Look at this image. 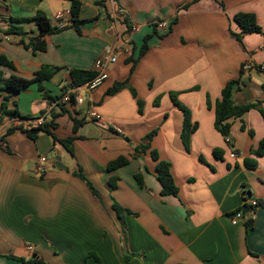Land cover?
Segmentation results:
<instances>
[{
  "label": "crops",
  "instance_id": "obj_1",
  "mask_svg": "<svg viewBox=\"0 0 264 264\" xmlns=\"http://www.w3.org/2000/svg\"><path fill=\"white\" fill-rule=\"evenodd\" d=\"M78 1L79 32L67 0H0V56L14 67L0 66L1 78L30 80L42 66L53 69L43 91L35 83L0 91V264L34 255L47 264H264V155L253 154L264 140V71L257 69L264 64V0ZM238 13L253 14L261 32L240 34ZM37 15L65 27L41 36L33 21L11 23ZM124 19L138 30L127 32ZM158 22L170 32L160 38L167 27L156 28L131 72L127 59L137 58ZM11 25L23 35L6 34ZM31 39L45 50L33 52ZM116 43L128 52L117 53L107 78L82 93V106L55 100L67 90L70 70L95 72V60ZM124 80L135 96L127 88L106 94ZM230 80L238 81L233 104L258 107L228 119L224 137L214 126V105ZM177 104L189 113L187 148ZM47 110L55 139L46 132L29 138L20 127H34L32 119ZM73 117L83 119L75 132ZM9 128L15 130L6 134ZM149 134L150 148L134 156ZM66 138H73L72 155L58 142ZM151 150L170 164L176 195H161ZM121 156L128 163L108 171ZM40 157L47 158L41 175ZM251 160L254 168L246 165ZM80 171L97 194L76 176ZM250 200L258 206L247 230L231 216ZM113 203L128 212L117 218Z\"/></svg>",
  "mask_w": 264,
  "mask_h": 264
},
{
  "label": "trees",
  "instance_id": "obj_2",
  "mask_svg": "<svg viewBox=\"0 0 264 264\" xmlns=\"http://www.w3.org/2000/svg\"><path fill=\"white\" fill-rule=\"evenodd\" d=\"M70 3V12L71 15L73 16V26L77 32H79V29L77 27V24L79 21L76 19L78 16L79 8H80V2L78 0H67ZM196 0H193L195 2ZM189 4L185 5L184 7L187 8ZM234 22L239 26L241 29L240 34H252V33H260L261 29L258 26L255 16L251 13H238L233 17ZM35 22L36 25L39 28L41 36L51 34L53 32L59 31L60 29L64 28H57V27H52L48 20L43 16V15H37L35 18L31 19H22V20H16L12 19L11 23H25V22ZM123 22L126 25L127 32H130L131 25L127 23V20L124 19ZM152 32L148 35H146L143 38V42L139 48L138 55L136 59H127V61L131 62V72L134 68V65L136 64L138 58H140L147 50H148V40L153 36L156 35V25H152ZM170 32V25L167 26V29L164 34L159 35L160 38L165 37L168 33ZM6 34H15L18 36L23 35L22 30L20 27H16L11 25L6 31ZM233 34V33H232ZM232 36L238 37V35L233 34ZM31 39V46H32V51H44L45 50V44L43 41H40L39 39ZM33 42V43H32ZM0 66H3L5 68L13 70V65L11 61H9L5 56H0ZM53 69L49 66H42L35 74L34 77L30 80L22 79L19 77H16L14 75L10 76L7 79H2L1 78V72H0V91L1 90H7L13 93H18L21 89L27 87L28 85L35 83L40 91H43V82L47 80L50 75L52 74ZM70 75V84L69 86L71 87H77L80 86L87 81L91 80L95 73L92 71H84V70H77L73 69L70 70L69 72ZM238 83L237 80H230L228 81L224 87L221 90V96L219 101H217L214 105V126L216 130L223 135L224 137L228 135V131L230 128V125L227 123V120L230 118H238L241 117L244 113H246L248 110L252 108H257L258 103H252V104H247V105H235L233 104V101L231 99V94L234 86ZM127 88L131 92L133 96H135V91L134 89L129 85L128 80H124L121 82H116L113 84L112 87H110L106 94L107 95H113L119 92L120 90ZM66 91V90H65ZM61 98V97H60ZM59 97L55 98L60 99ZM137 105L140 107L141 102L137 100ZM179 108L183 111V126H182V131H181V139L182 143L185 146V148L188 147L189 145V135L192 129L189 127L190 123V118H189V113L186 111L181 105L177 104ZM2 108V107H1ZM4 109V108H2ZM63 110V109H62ZM2 113L5 115H11L15 116L17 115L15 111H5L2 110ZM264 114V113H262ZM55 116L51 115V119H53ZM74 124H73V132H75L79 126L83 123V119H76L73 117ZM54 127V124L52 121L49 123H46L42 126H37V127H30V128H21V130L31 139H35L37 134L40 132H46L49 133L53 138V134L50 133L49 128ZM15 129L14 128H9L6 131V134H9L13 132ZM152 134L147 135L144 139L143 142L135 148L134 151V156H137L139 154H143L150 148V140H151ZM55 139V138H54ZM73 138H66L64 140H59L58 142L63 145V147L67 150L69 154H73L71 143H72ZM217 151H214V154L216 155ZM254 156L260 157L264 155V140H261L259 142L257 150L253 153ZM150 155L154 161H156V178L161 186V195H176L177 194V188L174 184V181L172 179L171 173H170V164L164 161H159L158 160V155L156 151L151 150ZM128 163L127 158L125 157H118L113 161H110L107 165V170L108 171H113L116 168L122 167ZM246 165L249 168H254L256 165L255 160L251 161H246ZM76 176L83 180L89 187V189L94 193L97 194L96 190L93 188V186L88 182V180L83 176L81 171L79 173H76ZM135 180L141 185L142 181L139 175H135ZM114 180L111 179L109 181V187L112 189L114 188V184L110 183L113 182ZM114 212L116 213L117 218L121 217V214L127 213L128 211L126 209L121 208L118 204L113 203L112 206ZM246 229L249 230L252 228V221H246L245 222ZM18 261H20L22 264H47L43 260L39 259L37 256H33L30 259H24V258H16Z\"/></svg>",
  "mask_w": 264,
  "mask_h": 264
},
{
  "label": "built area",
  "instance_id": "obj_3",
  "mask_svg": "<svg viewBox=\"0 0 264 264\" xmlns=\"http://www.w3.org/2000/svg\"><path fill=\"white\" fill-rule=\"evenodd\" d=\"M156 28L159 30L165 29L167 27L166 22H158L155 24ZM65 24L61 23L59 24V27H64ZM137 27L131 26L130 32L137 31ZM108 45L104 48L102 55L97 58L94 62V69H95V75L94 77L87 81L86 83L77 86V87H71L68 86L67 90L63 93L61 98L59 99V103H72L76 106H82L83 105V99H82V93L83 92H91L94 89H96L106 78H107V71L106 66L108 64H114L116 62V54L119 52L127 53L128 49L124 44L117 45ZM244 69H251L253 66L249 63H245L243 65ZM260 71H264V64L257 67ZM56 103V102H55ZM87 115L91 119L99 120L100 115L95 112L94 110H90L87 112ZM51 120V111L47 110L41 115L37 116L36 118L32 119L31 123L34 125V127L42 126L46 123H48ZM228 143H230L229 139H226ZM236 156V153L233 151L230 153V157L234 158ZM47 160L46 157H40L38 159V165L36 167L37 173L41 175L46 171L44 167V163ZM258 206L257 201L250 200L247 204H245L241 209L236 210L232 216H231V223L237 224L238 222H246V221H252L255 217V209Z\"/></svg>",
  "mask_w": 264,
  "mask_h": 264
},
{
  "label": "water",
  "instance_id": "obj_4",
  "mask_svg": "<svg viewBox=\"0 0 264 264\" xmlns=\"http://www.w3.org/2000/svg\"><path fill=\"white\" fill-rule=\"evenodd\" d=\"M50 156V155H49ZM59 159L58 158H56L55 159V161H58ZM57 168H62V169H64L65 167H63L59 162L58 163H56V165H55Z\"/></svg>",
  "mask_w": 264,
  "mask_h": 264
},
{
  "label": "rangeland",
  "instance_id": "obj_5",
  "mask_svg": "<svg viewBox=\"0 0 264 264\" xmlns=\"http://www.w3.org/2000/svg\"><path fill=\"white\" fill-rule=\"evenodd\" d=\"M119 63L122 64V65H124V64H123V61H122V62L120 61ZM111 65H113V64H111Z\"/></svg>",
  "mask_w": 264,
  "mask_h": 264
}]
</instances>
